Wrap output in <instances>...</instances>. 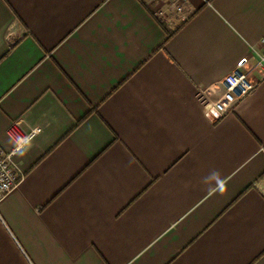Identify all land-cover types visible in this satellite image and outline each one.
Segmentation results:
<instances>
[{
    "label": "crops",
    "instance_id": "1",
    "mask_svg": "<svg viewBox=\"0 0 264 264\" xmlns=\"http://www.w3.org/2000/svg\"><path fill=\"white\" fill-rule=\"evenodd\" d=\"M155 6L0 0V146L38 130L0 264H264V0H189L168 41ZM240 65L255 89L209 115Z\"/></svg>",
    "mask_w": 264,
    "mask_h": 264
},
{
    "label": "built area",
    "instance_id": "2",
    "mask_svg": "<svg viewBox=\"0 0 264 264\" xmlns=\"http://www.w3.org/2000/svg\"><path fill=\"white\" fill-rule=\"evenodd\" d=\"M189 0H156L153 8V15L159 20H167L172 15L180 18V21L188 19L187 3ZM262 50L258 53L256 66L264 68V37L261 40ZM237 66L222 80L225 88L222 97L213 105H208V114H213L216 118L225 114L238 101L251 93L257 80L253 79L250 72ZM38 130L25 131L18 122L11 124L7 130L9 137L15 144L13 151L8 152L0 146V200L13 191L22 179V174L13 163V154L24 148L36 135Z\"/></svg>",
    "mask_w": 264,
    "mask_h": 264
},
{
    "label": "trees",
    "instance_id": "3",
    "mask_svg": "<svg viewBox=\"0 0 264 264\" xmlns=\"http://www.w3.org/2000/svg\"><path fill=\"white\" fill-rule=\"evenodd\" d=\"M176 20H177V22L180 23L176 28H172L167 20L160 21L162 27L165 29V31L167 33V41L169 39H171L177 33V31L184 25V23L187 21V20L186 21H180V18L177 16H176Z\"/></svg>",
    "mask_w": 264,
    "mask_h": 264
},
{
    "label": "rangeland",
    "instance_id": "4",
    "mask_svg": "<svg viewBox=\"0 0 264 264\" xmlns=\"http://www.w3.org/2000/svg\"><path fill=\"white\" fill-rule=\"evenodd\" d=\"M176 17V16H175ZM178 23L176 21L173 22V25L176 26Z\"/></svg>",
    "mask_w": 264,
    "mask_h": 264
}]
</instances>
